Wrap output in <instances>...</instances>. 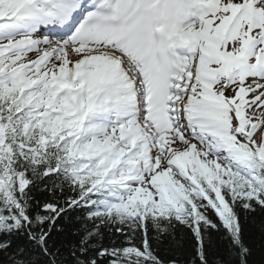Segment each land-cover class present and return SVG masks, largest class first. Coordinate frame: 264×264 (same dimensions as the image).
I'll return each mask as SVG.
<instances>
[{
  "label": "snow or ice",
  "instance_id": "snow-or-ice-1",
  "mask_svg": "<svg viewBox=\"0 0 264 264\" xmlns=\"http://www.w3.org/2000/svg\"><path fill=\"white\" fill-rule=\"evenodd\" d=\"M257 211L264 0H0V264H249Z\"/></svg>",
  "mask_w": 264,
  "mask_h": 264
},
{
  "label": "trees",
  "instance_id": "trees-1",
  "mask_svg": "<svg viewBox=\"0 0 264 264\" xmlns=\"http://www.w3.org/2000/svg\"><path fill=\"white\" fill-rule=\"evenodd\" d=\"M41 199L46 197L41 196ZM241 221L244 225V238L246 243L252 248V256L249 258V264H264V213L257 211L255 214L245 218L241 215ZM154 235V233H150ZM178 239H183L185 246L190 248L192 241L188 238V234L183 231H177ZM119 238V234H114L111 237L106 236L104 243L109 244L112 239ZM66 239H71L67 232L59 233L54 236L57 243L63 242ZM219 250H223V245L219 246ZM160 253L162 256L170 254V238L163 241L160 245ZM218 257H212L213 260Z\"/></svg>",
  "mask_w": 264,
  "mask_h": 264
}]
</instances>
